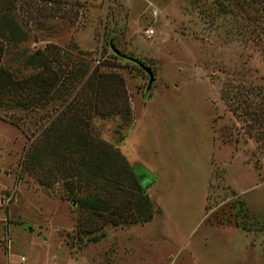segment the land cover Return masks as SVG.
<instances>
[{
  "label": "rangeland",
  "instance_id": "374dc122",
  "mask_svg": "<svg viewBox=\"0 0 264 264\" xmlns=\"http://www.w3.org/2000/svg\"><path fill=\"white\" fill-rule=\"evenodd\" d=\"M240 3L14 0L25 37L2 63L27 76L36 67L19 55L39 49L59 77L42 99L0 105V264H264V8ZM110 42L151 67L148 86L147 73ZM99 71L121 82L112 91L104 77L109 95L85 117L88 128L150 175L155 211L86 232L54 156L46 150L27 167L23 156ZM112 98L128 113L112 112Z\"/></svg>",
  "mask_w": 264,
  "mask_h": 264
},
{
  "label": "trees",
  "instance_id": "16d2710c",
  "mask_svg": "<svg viewBox=\"0 0 264 264\" xmlns=\"http://www.w3.org/2000/svg\"><path fill=\"white\" fill-rule=\"evenodd\" d=\"M240 1L236 0L239 8H241ZM259 1L264 8V0ZM13 2L14 0H0V105L5 104L6 98L9 102L7 107L16 108L22 103H27V101L21 102L25 94H28L30 99L34 94L38 99H42L47 93L53 92L59 74L50 65V61L55 59L45 56L39 49L26 56L19 55L22 56L23 65L30 64L36 67V70L27 76L14 74L2 63L9 47L25 37L17 20ZM243 2L248 4L246 1ZM109 45L116 54L123 57L130 56L119 51L112 42ZM17 58L16 56L15 59ZM83 70L79 69L78 72ZM97 75L99 78H96V74L92 72L84 77L76 88L72 100L69 99L64 103L65 107L56 114L54 121L43 128L44 139L41 142H34L31 148L25 150L23 156L26 167L40 165L43 160L40 158L41 153L46 150L54 156L55 162L60 164V170L57 168L60 171L59 177L69 193L71 204L85 214L83 223L87 227L82 230L86 232L102 227L106 223L146 221L155 211L145 192V184L151 179L150 175L141 167L128 164L118 150L90 133L85 117H90L95 112L99 113L102 104L98 99L104 102L109 95L104 88V82L109 88L111 84L104 77L109 76L111 79L112 91L116 90L115 84L121 82V77L115 72L99 71ZM25 98L27 100V97ZM108 102L112 112L121 110L123 114L128 113L124 108L121 109L116 105L117 99L112 98ZM37 178L44 185L50 183L41 180V177ZM91 182L93 187L90 188ZM232 216L233 222L246 227L244 222L238 221L236 212L232 213ZM102 235L103 233L100 232L95 236H89L86 240H97Z\"/></svg>",
  "mask_w": 264,
  "mask_h": 264
},
{
  "label": "water",
  "instance_id": "95a60500",
  "mask_svg": "<svg viewBox=\"0 0 264 264\" xmlns=\"http://www.w3.org/2000/svg\"><path fill=\"white\" fill-rule=\"evenodd\" d=\"M130 59H132L133 61H135L138 66L140 68H142L148 75V78H147V86L150 84V82L154 79V75H153V71L151 69V67L145 63H143L142 61L138 60L137 58L135 57H131V56H128Z\"/></svg>",
  "mask_w": 264,
  "mask_h": 264
},
{
  "label": "built area",
  "instance_id": "2783aa9c",
  "mask_svg": "<svg viewBox=\"0 0 264 264\" xmlns=\"http://www.w3.org/2000/svg\"><path fill=\"white\" fill-rule=\"evenodd\" d=\"M147 30V34H149V32H151V29L150 28H148V29H146Z\"/></svg>",
  "mask_w": 264,
  "mask_h": 264
}]
</instances>
